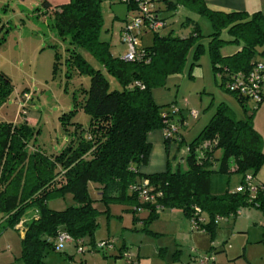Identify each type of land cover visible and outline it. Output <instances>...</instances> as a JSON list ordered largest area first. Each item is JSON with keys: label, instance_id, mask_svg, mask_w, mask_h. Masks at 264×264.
Wrapping results in <instances>:
<instances>
[{"label": "trees", "instance_id": "1", "mask_svg": "<svg viewBox=\"0 0 264 264\" xmlns=\"http://www.w3.org/2000/svg\"><path fill=\"white\" fill-rule=\"evenodd\" d=\"M104 1L125 3L127 11H136L133 17L139 12L142 0H68L54 10L49 25L68 44L67 69L75 68L90 77L88 89L82 90L81 104L90 116L89 126L82 129L72 123L75 137L59 154L49 156L36 149L29 151L33 132L27 121L20 125L0 123V234L6 228L23 232L19 257L23 264H44L49 252H59L56 250L59 232H67L74 241L84 237L93 240L97 218L102 213L109 214L111 203L139 206L138 187L145 179L148 191L159 194L155 204L181 209L188 216L194 207L206 212L209 221L201 225L202 231H213L216 216L234 215L240 208L255 206L264 215V183L255 184L257 191L252 200L246 191L225 190L218 194L210 190L214 173H239L243 182L246 174L254 180L264 165V140L252 124L253 113L264 99L253 102L249 95L226 88L235 74H245L254 63L262 61L257 58L264 46V13L215 10L203 0H178L179 3L172 5L179 4L209 21L212 31L208 35V51L212 69L219 78V86L242 105L246 118L237 119L228 105L220 103L208 123L186 145V170L167 165L163 172L142 174L138 168L147 163L151 151L148 134L171 125L185 126L183 117H174L179 109L171 111L169 105L157 104L151 89L163 84L167 76L181 72L191 48V65L196 64L203 46L199 42L202 34L189 17L185 24L181 23L185 27L191 24L186 36H174L171 31L152 32L151 44L138 48L142 56L126 61L121 56H113L110 43L100 38ZM41 7L48 10L51 5L42 0ZM154 20L165 21L155 4L147 13L145 24ZM223 33L228 39L221 38ZM226 43L239 48L232 54L222 55L220 50ZM48 46L55 51L58 44ZM80 48L100 68L92 67L79 52ZM56 61L55 53L53 67ZM106 75L117 81L120 88L111 89ZM11 90L8 78L0 73V105ZM247 101L253 103L251 109L246 107ZM180 128L175 136L164 138L167 152L172 140L184 143ZM216 150L221 151L219 158L214 155ZM90 184L97 198L91 197ZM65 195L71 196L73 205L63 210L48 207V201ZM97 201L104 205V210L96 208ZM155 217L153 204L145 223ZM19 223L21 229L16 227Z\"/></svg>", "mask_w": 264, "mask_h": 264}, {"label": "rangeland", "instance_id": "2", "mask_svg": "<svg viewBox=\"0 0 264 264\" xmlns=\"http://www.w3.org/2000/svg\"><path fill=\"white\" fill-rule=\"evenodd\" d=\"M41 1L0 0V73L8 78L12 87L6 101L0 105V123L20 125L27 121L33 132V136L28 142L29 151L36 149L45 155L55 156L68 145L73 136L75 137L72 123L80 125L82 129L89 126L90 116L82 110L81 104L82 90L88 89L90 77L86 73L80 74L75 68L67 69L65 58L68 44L59 39L49 26L53 19L54 10L67 3L68 0H47L51 4L48 10L41 7ZM153 3L159 10L160 17L166 21V25L159 31L160 34H166L170 31L174 36L187 34L191 24L185 27L181 23L184 22L185 24L189 17L193 23L199 26L202 34L199 42L203 46L196 64L191 65L193 62L191 48L181 72L167 76L163 84L151 89L157 104L169 105L171 111L179 109V113H175L174 117L177 119L183 117L185 120V126L180 128L184 143L178 144L177 141L172 140L169 145V161L172 168L179 167L180 170L184 171L187 168L184 160L187 151L186 145L193 141L208 123L220 103L228 105L235 112L237 119H245L246 115L236 97L225 92L219 86V78L212 69L208 51V35L212 29L207 18L189 11L179 4L175 7L172 6L179 3L178 0H153ZM101 13L103 25L100 38L110 43V50L113 55H118L126 49L120 40V30L126 24V20L130 19L136 11H127L125 3L114 2L111 4L104 1L101 3ZM152 35L153 33L150 31H143L139 37V47L149 46L152 42ZM221 38L228 39V36L223 33ZM53 43L58 44L55 51L48 46V44ZM224 47L231 49L236 45L226 43L223 44L222 48ZM78 50L92 67L100 68L96 60L85 50L81 48ZM55 53L57 61L53 67ZM106 77L111 83V89L120 88L117 81L112 77L108 75ZM252 106L253 103L247 101L246 107L251 109ZM190 111H195L197 116H191ZM214 155L219 158L221 151L216 150ZM258 172L254 176V184L261 183L259 178L264 180V170H261L259 174ZM210 183L220 194L235 187V184H241L242 177L235 172L214 173ZM89 192L92 198L98 197L92 184H90ZM71 205L73 202L70 195L48 201V207L53 210H63ZM110 205L113 216H109L107 219L109 214L102 213L97 218L99 223L95 232L97 238L107 234L109 222L115 225V221H119L114 215H120L122 207L118 206L119 203H111ZM95 206L99 210L105 209L104 205L98 201L95 202ZM128 215L125 213L124 218L126 216L130 218L131 215L129 213ZM146 215L148 216V213ZM203 215H207V213L203 211ZM235 219L236 217L231 218L229 225L226 222L227 218H223L219 222L221 227L229 232ZM143 222L144 225L140 226L139 230L146 233L148 240L151 239L149 240L150 244L153 242L161 244L162 240L164 242L171 241L169 246L174 243L171 235L147 234L146 230L150 231V223L146 224L145 220ZM119 226L120 224L117 225L118 228ZM22 234L21 230L15 228H6L0 234V263L23 264L19 259ZM234 234H238L236 229ZM90 247L85 242L82 246L83 252L75 254L73 264L83 263L80 262V258L85 253L92 252ZM233 250L239 252L237 245H234ZM60 252L74 253V248L72 244H65ZM95 252L97 251L95 250ZM190 253L193 255L194 252L190 249ZM58 257L59 254L49 252L44 258V262L45 264H59L58 260L69 262V260Z\"/></svg>", "mask_w": 264, "mask_h": 264}, {"label": "crops", "instance_id": "3", "mask_svg": "<svg viewBox=\"0 0 264 264\" xmlns=\"http://www.w3.org/2000/svg\"><path fill=\"white\" fill-rule=\"evenodd\" d=\"M203 2L215 10L245 11L249 14L256 11L264 13V0H203ZM187 34H183L181 37ZM238 48L239 46L236 45V47L231 49L221 48L220 51L224 50L221 53L222 55H229L236 52ZM123 52L113 56L120 57ZM257 59L264 61V46H262L261 54L258 55ZM252 124L254 129L261 135L262 140H264V102L259 104L254 111ZM147 141L151 144V151L147 163L140 166L138 171L142 174H153L165 171L167 165L172 168L169 161V150L167 152L164 144L163 131L160 129L153 130L148 134ZM262 149H264V145H262ZM261 170H264V165L261 166L258 174ZM259 180L264 183V180L260 178ZM236 186L237 184H235ZM235 187L229 190L234 191ZM210 190L213 193H217L216 188H213L211 183ZM153 204L156 217L150 222V231L146 230V232L155 236L171 235L174 242L171 246H169L171 241L164 242L163 240L161 244L159 242L150 244L149 240L151 239L148 240L146 233L139 230L140 226L144 225L143 220L147 218L146 214H149L150 207ZM118 206L122 207V212L120 215L116 214L114 216L119 221H115V225H112L111 222L108 223L105 236L97 238L95 233L93 240L89 237L83 238L84 244L87 242L90 246H93L98 240L112 238L115 242V248L103 252L91 250V253H85L80 258V262H83L80 264H126L120 256V250L124 247L131 249L139 264H190L193 257L202 254V252H211L215 257L216 264H264V215L255 206L240 208L234 215L216 216L214 218L213 231L209 229L203 231L192 230L189 216L181 209L162 207L155 204V201H141L139 206L126 204H119ZM111 213L112 211L109 207L107 219L109 216H113ZM125 213L127 215L129 213L131 215L130 218L128 217L129 215L124 218ZM142 214L145 215L142 216ZM202 216L206 224L209 221L208 215H203L202 211ZM234 217L236 219L232 222L231 230L227 232L221 227L219 221L227 218L226 222L229 225V220ZM119 224L118 228L117 225ZM117 229L119 232H117ZM235 229L238 232L236 235L234 234ZM234 245H237L239 252L233 250ZM72 246L74 253L55 252L59 254L58 258L69 260L68 262L57 259L60 262L59 264H73L75 262V254H78V252L76 246L74 244ZM190 249L194 252L193 255H191ZM61 253L64 254L61 255ZM0 264L11 263L3 262Z\"/></svg>", "mask_w": 264, "mask_h": 264}, {"label": "built area", "instance_id": "4", "mask_svg": "<svg viewBox=\"0 0 264 264\" xmlns=\"http://www.w3.org/2000/svg\"><path fill=\"white\" fill-rule=\"evenodd\" d=\"M154 7L153 0H142L139 2V12L124 25L121 39L126 49L121 55L122 59L126 61H133L142 56L139 48V37L142 29H147L150 32H157L162 29L166 23L165 21H151L145 24V18L150 9ZM231 82L226 84V88L230 91H237L249 95V98L253 102H259L264 99V61H258L254 63L252 68L245 74L237 73L232 78ZM26 96V95H24ZM176 111V109H175ZM191 116L196 117L195 111L189 112ZM185 125V122L182 123ZM179 126L171 125L169 128L163 130V137H173L179 131ZM148 181L145 179L138 187L139 200L142 202H152L156 200L159 194L150 193L147 188ZM134 188V187H132ZM235 192L246 191L249 194V200L254 197L257 186L253 182V178L250 174H246L243 178V182L238 184ZM189 222L192 230H200L201 225L205 223V219L202 216V210L199 207H194L192 214L189 216ZM16 227L21 229V223ZM75 244L78 253L83 252L82 246L84 245L83 239L74 241L67 232H59L56 239V250L60 251L64 248L65 244ZM115 242L112 238L98 241L90 250L106 251L108 249H114ZM120 256L126 264H139L136 256L130 248L124 247L120 250ZM192 264H216L215 257L211 252H205L203 254L193 257Z\"/></svg>", "mask_w": 264, "mask_h": 264}]
</instances>
